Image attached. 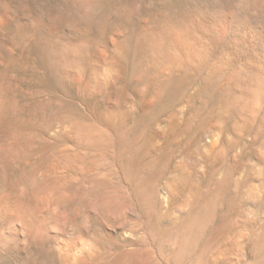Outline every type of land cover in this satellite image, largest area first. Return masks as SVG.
Instances as JSON below:
<instances>
[{
  "label": "rangeland",
  "instance_id": "374dc122",
  "mask_svg": "<svg viewBox=\"0 0 264 264\" xmlns=\"http://www.w3.org/2000/svg\"><path fill=\"white\" fill-rule=\"evenodd\" d=\"M0 264H264V0H0Z\"/></svg>",
  "mask_w": 264,
  "mask_h": 264
},
{
  "label": "bare ground",
  "instance_id": "6f19581e",
  "mask_svg": "<svg viewBox=\"0 0 264 264\" xmlns=\"http://www.w3.org/2000/svg\"><path fill=\"white\" fill-rule=\"evenodd\" d=\"M219 26H220V29H224V27H223L224 25L222 26V25L219 24ZM189 50H190V49H189ZM188 54H189V53H188ZM190 55H191V54H190ZM185 56H186V55H185ZM73 74H74V73H73ZM74 76L76 77L77 80H80V75H79L78 73L74 74ZM81 81H82V80H81Z\"/></svg>",
  "mask_w": 264,
  "mask_h": 264
}]
</instances>
